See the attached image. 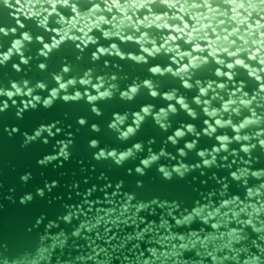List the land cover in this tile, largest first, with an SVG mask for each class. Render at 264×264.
Here are the masks:
<instances>
[{
  "label": "water",
  "instance_id": "water-1",
  "mask_svg": "<svg viewBox=\"0 0 264 264\" xmlns=\"http://www.w3.org/2000/svg\"><path fill=\"white\" fill-rule=\"evenodd\" d=\"M95 2L102 11L90 17L87 11L92 0H77L81 12L75 19L70 8L57 5L60 16H48L46 26L39 21L51 11L47 0H10L11 6L0 3V27L6 31L13 27L17 30L16 33L9 31L8 36L0 35V48H7L16 38L23 40V32L34 38L24 42L21 49L28 61L26 64L13 55L6 65L0 66V89L6 93L13 82L23 90L13 97L15 103L7 101L6 110L0 111V264H32L33 261L37 264H144L146 260L154 264H213L209 253L216 257V264H234V259L224 260V257L240 261L260 257V264H264V190L256 194L264 185V178L243 176L236 182L230 175L232 171H237V175L245 170L264 172V148L259 146V140L264 138L261 135L264 122L247 126L239 133L230 126H216V135L229 137V150L216 153L217 159L209 166H204L203 158L198 155L204 151L206 158L213 159L212 148L219 144L212 136L203 134L206 127L203 120L214 119L203 112V107H208L209 112L215 110L222 122L231 118L233 123L241 121L249 111L239 105L241 94L227 76L213 77V68L218 67L215 60L232 62L234 57L229 52H237L264 80V71H261L264 65L259 63L264 59V43H261L264 29L252 33L248 27L251 24L254 28L260 17L253 13L251 19H246L243 8L234 13L233 5L225 4L224 0H213L215 13L193 6L202 4L203 0H170L172 7L161 5L157 0L151 5L152 13L146 9L128 10L133 19H127L125 11L113 9L109 13L104 10L103 0ZM225 12L227 15H221ZM100 15L107 23L99 19ZM144 15L162 19L149 25L143 20ZM36 36L43 37V43L50 48L56 47L47 56L42 55L46 50L35 40ZM126 36L132 39H125ZM189 39L193 44L188 43ZM77 43L81 44L80 49L75 47ZM153 47L161 51L153 56L143 51ZM95 48H103L105 52L93 61L91 54ZM168 48H178L183 53L204 49L213 54L215 59L209 58L211 64L196 72L193 78H201V85L206 89L212 84L206 93L208 105L194 102L198 88L183 89L171 76H150V65L172 66L176 71L187 63V56L181 61ZM116 50L125 59L116 56ZM207 52L197 50L193 55L206 56ZM129 53L143 54L149 64L127 59ZM252 54L258 55L257 58L248 60ZM13 63H21V71H15ZM40 63L46 64L45 70L38 67ZM65 66L69 68L67 73L62 72ZM221 70L236 73L232 77L235 84L242 85L249 94L245 98L256 97L252 107L259 113L258 119L264 117V93L258 91L259 82L242 68ZM85 72L90 74L86 77ZM57 76L66 84V89L59 90L51 108H45L42 100L58 88ZM99 76L104 80H99ZM112 76L117 79L112 81ZM146 78L153 79L161 92L177 89L196 112L195 119L177 106L176 114L168 113L167 129H161L156 124L157 114L175 101L165 100L162 94L153 98L145 88H140L131 101L120 98L121 90ZM67 80L76 83L67 84ZM80 80L87 82L81 84ZM100 83L104 85L102 91L109 90L113 84L116 86L112 88L111 99L97 101L95 106L100 109V116L91 111L92 106L85 98L74 102L60 98L77 91L82 97L85 93L97 95L93 85ZM39 84L45 87H37ZM28 88L32 89V102L36 106L26 109L24 105L30 99ZM233 92L236 96H232ZM6 99V96L0 97V100ZM229 99L234 101L230 107L242 111H220ZM149 105L150 115L141 122L136 135L129 141L117 139L118 133L108 127L113 113L126 115L127 126L134 112ZM80 119L86 124L80 125ZM93 124L99 131H92ZM188 124L195 129L193 133H187ZM41 125L54 127H50V132L41 131V135L34 136ZM182 126L186 135L173 145L168 137ZM199 132L201 135L197 136ZM236 134L241 136L239 141L233 139ZM245 135L248 140L243 139ZM92 140L98 142L97 147L90 146ZM137 142L143 145V152L122 166H117L111 157L97 158L101 149L105 153L113 149L119 153ZM190 142H195L191 151L184 147ZM245 147L249 151L245 152ZM180 149L185 156L179 154ZM161 150L164 155L157 163L143 174L136 172L140 159L159 154ZM160 166H165L171 179H165L158 171ZM174 166L182 172L173 171ZM246 187H251L253 197H246ZM235 197L242 200L235 201L232 199ZM225 199L230 203L222 207ZM247 220L252 221L251 228L247 227ZM212 224L221 227L213 229ZM237 225L241 242L228 235ZM42 249H47V253H42ZM150 250H155L154 256Z\"/></svg>",
  "mask_w": 264,
  "mask_h": 264
},
{
  "label": "snow or ice",
  "instance_id": "snow-or-ice-1",
  "mask_svg": "<svg viewBox=\"0 0 264 264\" xmlns=\"http://www.w3.org/2000/svg\"><path fill=\"white\" fill-rule=\"evenodd\" d=\"M16 2H19V0H16ZM126 2H127V0H124L123 3H121V0H109L108 4H105L103 2L106 5V8L104 10L108 11V8H111L112 10L116 9V11H119V8L116 7V4L118 3L119 5L123 6ZM0 3H2L3 5L11 6L10 0H0ZM47 3L51 6V11L48 12L47 16H44L39 21L40 24L44 25V26H46L48 16H51L53 14H55L56 16H60V13L57 11V5H59L61 7L70 8L71 12L75 14V16H73V19L76 18V16H77L76 13L78 11L81 12V10L79 8H77V0H60V3H58L56 5L49 3L47 0ZM151 5H154V4H145V3H141L139 5L133 4V5H131V11L132 10L139 11L142 9H146L148 11V13H152L153 8L151 7ZM95 6L100 7V5L95 2V0H92V6L87 11L89 13L88 15L90 17L96 16V14H97V13L93 12V9ZM200 7H205L208 10L214 9L213 8V0H208L207 4H205V3L200 4ZM127 13H128V10L125 11L126 18L127 19H133V17L131 15H128ZM258 16L260 18L256 20V23L258 25H264V23H261V20H264V16H261V15H258ZM114 17L115 16H113L112 18L114 19ZM147 17H148V15H144L143 20H146ZM136 19H140V18L137 17ZM16 22L19 24L18 19ZM249 25H251V24H249ZM20 27L23 28L24 25L21 24ZM261 29H264V27H259L258 30H256L254 28V30H252V33L253 32H260ZM9 31L11 33H16L17 30H16V28L13 27ZM9 31H6V29L4 27H0V35L8 36ZM105 35L107 36L108 34L105 33ZM187 35L188 34L186 33L185 36H187ZM261 35H264V32H261ZM22 36H23V40L16 38L10 43V46H8L7 48H0V66L6 65L7 64L6 62H8L10 60V57H12L13 55H17L19 57V60L21 61V63L26 64L28 62L27 60L24 59L25 53L23 51H21V49L24 47V42H31L34 38H33V36L29 35L28 32H23ZM64 38H65V36H63V35L60 37L61 40H63ZM124 38L128 39V40L132 39L131 36H126ZM183 38L184 37H180V39H183ZM76 39L79 40L80 37H76ZM35 40L40 41L42 49L46 50V51L41 52L42 55L47 56L51 52L52 48L56 47V45H52V48H50L49 44L43 43V37H41V36H36ZM57 43H59V41ZM188 43L193 44V41L189 40ZM253 43H255V41H253ZM261 43H264V40H262ZM75 47L77 49H80L81 44L77 43V44H75ZM115 48H116V46L113 44L112 49H115ZM197 50L201 51V52H207L204 49H195L194 51H189V53H188L189 58L187 60V63H184L182 65V67H179L176 71H173L172 66H161L160 65L161 66V73H158L156 77L171 76L172 78H175V80H177L179 82V86L183 89H197L198 88V94H195V101L194 102L197 105H201V104L208 105L209 100L206 98V93L208 92V89L212 88V84H209L208 89H206L205 87H203L201 85V80H202L201 78L197 77L195 80L193 78H194L196 72H199L201 70L206 69L211 64L210 60H209L210 57L212 59H215V57H213V54L210 52H207L206 56L193 55V53H195V51H197ZM225 51H228V49H225ZM104 52H105V49H103V48H95L91 54L92 60L95 61V60L99 59L100 54H102ZM256 53L259 54V50H257ZM115 55L120 56L121 55L120 51L116 50ZM229 55L234 57L232 62L222 63L218 59L215 60V65H217L218 67L213 68V77L215 78L217 76H221V77L227 76L229 78V82L233 85V87L237 88V90L241 94V98L238 100L239 105L243 106V110H249V111H248V114L246 117H241L242 122L237 121L236 123H233V120L231 118L226 119L222 122L221 118H218L217 112L215 110H213L212 112H209L208 107H203V109H202L203 112L214 118L212 122H209L208 119L203 120V125L206 126L203 128V134L208 135V136H212L215 141L219 142L217 147L212 148L213 159L209 160L208 158H206V152H204V151L202 154L198 153V155L201 158H203L202 164L204 166L211 165L214 162V160L217 159V156L215 155L216 153H220L221 150H224V151L229 150L228 149L229 137L227 135H216V133H217V127L216 126H219L220 128L230 126V127H232V129L235 133H239L240 130L245 129L247 126H251L254 124H260V123L264 122V117H259V119H258L257 117L259 116V113H257L255 111V109L252 107L253 102L255 101L256 97L252 96L251 98H245V97H248L249 94L244 90L242 85L237 86L235 84V81L232 79L233 75H236V73L233 71H222L221 69L222 68H227L228 70L237 69V68L245 69L246 74L249 77H252L257 82H259V84H258L259 93H264V80H262L261 76L254 69H252L250 67V65L246 62L245 59L239 57L237 52H229ZM257 56L258 55L252 54V55H249L247 57V59L248 60H255L257 58ZM173 59H175V58L173 57ZM145 60H146L145 56L143 54H141L139 58L134 59L133 61H135V63H138V64H140V63L145 64ZM21 63H13L12 68L17 72L21 71ZM259 63L261 65H264V59H261L259 61ZM150 66H152V65H150ZM38 67L41 70H45L46 64L40 63L38 65ZM261 71H264V69H261ZM62 72L63 73L69 72V68L67 66L63 67ZM89 74L90 73L85 72L86 77ZM149 74H150V76L154 77L151 72H149ZM116 79H117L116 76L111 77L112 81H115ZM56 80L58 82V88L53 89L50 96L47 99L42 100L43 104L53 102V100L59 94V90L60 89H66V84L63 82H60V80H61L60 76H57ZM99 80L103 81L104 77L99 76ZM149 80H150V84H145L144 82H142V83H135L134 82V83L130 84L129 86H127L126 89L122 93L123 99L128 100V101L133 100V98L138 94V90L140 88H145L150 95H151V93L155 92L156 97H159L160 91L157 89L155 81L153 79H147V78L145 79V81H149ZM86 82H87L86 80H80L79 81V83H81V84H84ZM74 83H76V81L67 80V84H74ZM24 86L27 87V82H25ZM218 86L222 88L223 84H220ZM37 87L44 88L45 86H44V84H39V85H37ZM95 87H96V91L98 93L95 96V98L93 97V95L88 94V93H85V95L83 96V98H85L87 100V102L92 106L91 111L95 110V105L97 104V101L101 98H108L112 94V88H115L116 86H115V84H113L109 90H103V91L101 90L104 87L103 83H100L99 85H97ZM9 88L11 90L7 91L6 93L4 92L3 89H0V97H4V96L7 97L6 100H0V111L6 110V108L8 107L7 101H12L13 103H15V100L13 99V97L15 95H17L18 93H22V91H23L21 87H18L17 84L13 83V82L10 83ZM173 90L174 91H172V99L169 101H175V103H169L167 105L166 109L163 108L162 111L159 110V112L157 114L156 124L159 125V127L161 129H165V130L167 129V127L169 126L168 120H167L168 113L169 112L172 113L173 109H175L176 113H177L178 112L177 106H179V109H183L189 116H196V112L193 111V109L185 101V99L182 96H180L179 92L176 91L177 89H173ZM213 91H215V89H213ZM27 95L29 96L30 99L24 105V107L26 109L29 107L32 108L33 105H35V103L32 102V89L31 88H28ZM178 96H179V98H177ZM232 96H236V92H233ZM80 97H82L80 91H78V93L75 92V94L72 95L71 97H67L66 95H63L62 97L60 96V98H64L68 102L78 101ZM34 99L37 101L41 100L40 97H35ZM180 99L184 100V105H181L180 103H178V100H180ZM233 103H234V101L229 99L227 103L223 104L220 111L225 112V113L242 111V109H240L238 107H230V105H232ZM147 111H148V114L150 115L151 109H148ZM144 119H145L144 113L140 112V111H136V112H134L133 120L131 121L130 125L133 128H135ZM121 123H122V121L119 118L114 119L112 122V127L118 128L121 125ZM184 127L185 126L179 127L177 130L184 131ZM186 128H187V126H186ZM123 132H124V134H128L127 128H124ZM199 135H201L200 132L197 133V136H199ZM261 135L264 136V133H261ZM173 138L175 139L174 136H173ZM233 139L239 141L241 139V136L239 134H236L233 136ZM243 139L248 140L249 137L245 135L243 137ZM259 146L264 148V138L259 140ZM249 147L252 148L255 146L253 145V146H249ZM249 147H245L243 150L245 152H247V151H249ZM105 155H110V154L106 153ZM173 171L177 172L176 170H173ZM181 172H182V169H179V172H177V173L179 174ZM164 174H167V173H164ZM230 175H231V178L236 182H240V180L243 176L264 178V172H261V171L260 172H248L247 170H245L244 173H241L240 175H237V171H232ZM246 189H247L246 197H248V198L253 197L254 193H253V190L251 189V187H246ZM261 190H264V185H262L260 187V189L257 190L256 194H260ZM232 199H234L235 201H241L242 200L239 197H235ZM229 203H230V201L228 199H225L222 201L221 206L227 207ZM241 212H243L242 208H241ZM209 216H211V213H209ZM177 223H179V221H177ZM246 225H247V227L251 228L252 221L247 220ZM211 227L213 229H216V228H219L221 226L218 224H212ZM239 227L240 226L237 225L236 228H234L231 232L228 233V235L230 237H233L236 242H241V235L238 232ZM205 242H207V239H205ZM180 247L183 248L184 245L181 244ZM226 248L229 252L232 251V249L228 248V246H226ZM47 251H48L47 249L41 250L42 253H47ZM150 253L154 256L155 250H150ZM209 257L213 260V264H216V257L212 256L211 253H209ZM223 259L224 260L234 259V264H260V257H256L255 259H253V258H249L246 260L244 259L243 261H240L238 258H232V257H224ZM32 264H37V262L33 261ZM144 264H154V261L149 262L148 260H146V261H144Z\"/></svg>",
  "mask_w": 264,
  "mask_h": 264
},
{
  "label": "clouds",
  "instance_id": "clouds-1",
  "mask_svg": "<svg viewBox=\"0 0 264 264\" xmlns=\"http://www.w3.org/2000/svg\"><path fill=\"white\" fill-rule=\"evenodd\" d=\"M49 3H52L53 5H56L58 3H60V0H48ZM103 2L105 4H108L109 3V0H103ZM157 2V0H127V2L121 6L119 5L118 3L116 4V7L119 8V10L121 11H126V10H131V5L133 4H136V5H139L141 3H145V4H155ZM159 3L161 5H165V4H168L169 7H172L173 5H171L170 3V0H159ZM203 3L207 4L208 3V0H203ZM224 3L225 4H231L233 5V12L235 13L238 9L240 8H243L244 12L247 13V17L246 19H249V18H252V14L253 13H256L257 15H261V16H264L262 15V13H264V0H241L240 3H237V0H224ZM194 7H200V5H193ZM243 6V7H242ZM78 8V6H77ZM101 8L99 6H95L94 9H93V12L94 13H99L101 12ZM209 12H213L215 13L217 10L216 9H209L208 10ZM109 13L112 12V9L111 8H108V11ZM89 13L87 12V15ZM77 16L80 15V12L78 11L76 13ZM221 15H227V13H221ZM232 19H235V16L231 17ZM61 20H63L64 18L61 16L60 17ZM99 19L100 20H104V17L103 15H100L99 16ZM115 19V17H114ZM162 19V17H158V16H148L147 19L145 21H148L149 25L155 23L157 20H160ZM105 23H107L106 20H104ZM162 25H157V27H161ZM249 26V29L250 30H254V28L256 30H258L259 27H264V25H258L255 21V27L253 28V25H248ZM180 31H183L182 29ZM180 37H176V39H178ZM190 40V39H189ZM167 43V41H166ZM163 47V45L161 46ZM168 51H174L177 53V55L180 57L181 61L184 60L185 56H187V58H189L188 56V53H183V52H180L178 48H168L167 49ZM145 53L148 54V56H153L155 53H159L161 51V48H156V47H153L152 50H149L147 48H145L143 50ZM139 56H136V55H132L131 53L128 54V58L127 59H130V60H134V59H137L139 58ZM120 59H125L124 56L120 55ZM145 64H149L147 60H145ZM148 72H151L153 74L154 77L157 76L158 73H161V66L160 64H155V65H152V66H149L148 67ZM143 82L145 84H150V80L149 81H145L143 80ZM93 87H95V85H93ZM124 90H121L119 92V96L121 99H123V93ZM174 91V90H172ZM172 91H163L161 92L160 91V95L162 94L163 95V98L165 100H171L172 99ZM78 93V91H77ZM67 97H71L72 95H66ZM96 95H93V97L95 98ZM151 97L153 98H156V93L153 92L151 93L150 95ZM113 97V90H112V94L108 97V99H111ZM83 97H80L79 99H82ZM64 101L67 102L66 99L62 98ZM103 99V98H101ZM178 103H180L181 105H184V100L183 99H180L178 100ZM53 105V102H49L47 104H43V106L45 108H51ZM36 106L33 105V108ZM186 106V105H185ZM150 105L149 106H143L139 109L140 112H143L144 113V116H148V109H150ZM161 111L163 110V108L160 109ZM95 115L97 116H100L101 115V111L98 107L95 106V110L92 111ZM172 113L173 114H176V110L173 109L172 110ZM134 116V113L132 114V117ZM113 117L114 119H117L119 118L122 123L121 125L118 127V128H113L112 127V122H113ZM193 119H195V116H192ZM128 117L126 115H118L116 113H113V116H112V121L109 123L108 127L110 129H113L115 130L118 135H117V139L121 140V141H129L133 136L136 135V133L139 131L140 129V126H141V123L138 124L135 128H133L130 124H128L127 126H125V122L127 121ZM133 120V119H132ZM78 123L80 125H84L86 124V121L84 119H80L78 121ZM50 127H54V125L52 126H46V125H41L40 129L36 130L34 132V136H39L41 135V131H49L50 132ZM92 131H99L97 125L93 124L92 126ZM124 128H127V131H128V134H124L123 132V129ZM57 131H59V129H57ZM195 131V129L193 128V126L191 124H188L187 125V133H193ZM51 134V133H50ZM186 135V132L184 131H179V130H175L174 134L170 135L168 137V140L173 144V145H176L177 142H178V138H183L184 136ZM173 136L175 137V139L173 138ZM90 146L91 147H97L98 146V142L96 140H92L90 141ZM189 151L193 150L194 147H195V142H191V143H186L185 146ZM143 145L139 142L137 143H132L130 147L126 148L124 151L122 152H119L117 153V151L115 149H113L112 151H109L107 152V154H110V155H105V151L103 149H101L99 151V153L97 154V158H102V157H111L113 158V161L114 163L117 165V166H122L123 163H125L127 160H129L130 158L134 157L137 153H141L143 152ZM200 154L203 153V151H200L198 152ZM179 154L181 156H185L186 153L183 151V149H180L179 150ZM164 155V152L163 150H161V152L159 154H156V153H152L151 155H148V156H145L144 158L140 159L139 161V165L136 167V172L137 173H140V174H143L144 173V170L149 168L152 164L154 163H157L160 159L161 156ZM179 167H176L174 166L173 167V170H176L177 172H179ZM158 171H160L164 178L165 179H171V174L166 171L165 169V166H160L158 168ZM164 173H167V174H164Z\"/></svg>",
  "mask_w": 264,
  "mask_h": 264
}]
</instances>
